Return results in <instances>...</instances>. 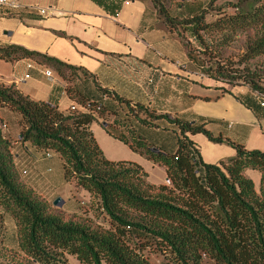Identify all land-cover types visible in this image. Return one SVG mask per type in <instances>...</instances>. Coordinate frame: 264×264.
Listing matches in <instances>:
<instances>
[{
	"label": "trees",
	"instance_id": "trees-1",
	"mask_svg": "<svg viewBox=\"0 0 264 264\" xmlns=\"http://www.w3.org/2000/svg\"><path fill=\"white\" fill-rule=\"evenodd\" d=\"M148 1L160 28L177 35L206 75L231 86H248L264 97V73L226 71L219 65L208 68L187 38L190 33L204 54L212 55L213 47L200 32L207 36L219 32L225 41L239 35L244 39L243 65L263 58L264 0H236L230 5L233 12L219 9V19L209 25L201 23L203 14L191 21L182 13L173 15L170 6L177 0ZM0 59L10 63L30 59L67 84L77 72L88 76L83 69L19 46L1 47ZM66 92L86 112H62L58 105L32 100L15 85L2 84L0 108L21 115V142L59 155L65 180L74 181L90 195L93 216L68 214L28 188L18 171L12 142L0 125V264H69L68 257L80 264H152L149 252L160 255L166 264H264V152L215 138L203 125L157 116L109 92L104 95L113 96L117 109L86 99L70 85ZM108 114L113 116L110 126H114L107 128L108 134L161 167L169 184H152L136 163L106 158L92 126L99 119L106 120ZM160 121H166L176 134L173 152L139 133L161 128ZM129 133L132 141L126 139ZM199 134L215 144H228L235 156L206 163L191 139ZM6 214L15 223L16 253L5 245Z\"/></svg>",
	"mask_w": 264,
	"mask_h": 264
},
{
	"label": "crops",
	"instance_id": "crops-1",
	"mask_svg": "<svg viewBox=\"0 0 264 264\" xmlns=\"http://www.w3.org/2000/svg\"><path fill=\"white\" fill-rule=\"evenodd\" d=\"M20 3L21 10L0 8V48L19 46L48 55L85 70L88 76L77 72L67 84L56 73L54 79H46L45 73L50 69L30 59L13 63L0 59V84L15 85L25 96L58 105L62 112L71 107L86 112L70 99L66 92L68 85L86 99L113 109L118 108L113 98L117 95L157 116L170 115L172 119L203 125L215 138L264 152V107L257 93L248 86H231L206 75L203 67L188 56L177 35L160 28L150 1L21 0ZM36 9H47V13L42 16ZM104 92L113 96L105 97ZM65 98L69 104L62 109ZM201 102L207 113L197 111ZM107 117L95 123L103 125L106 132L107 128H114L110 126L113 116L108 114ZM6 119L17 124L18 139L12 136ZM158 123L161 128L143 129L139 133L167 151H175L176 134L166 121ZM0 125L7 129L4 132L12 142V152L17 155L15 162L21 174L27 172L18 161L22 148L35 156L52 155L21 142L24 124L19 113L7 107L0 108ZM199 135L191 139L206 163L216 164L235 156L231 146L215 144L217 153L207 160L196 142ZM132 137L129 133L126 139L132 141ZM208 142L204 139L202 143L208 146ZM28 183L45 195L46 190L38 183V177Z\"/></svg>",
	"mask_w": 264,
	"mask_h": 264
},
{
	"label": "rangeland",
	"instance_id": "rangeland-1",
	"mask_svg": "<svg viewBox=\"0 0 264 264\" xmlns=\"http://www.w3.org/2000/svg\"><path fill=\"white\" fill-rule=\"evenodd\" d=\"M235 2L236 0H177L172 6H170V10L173 12V15H180L181 13L184 14L185 20L189 21L193 20L194 18L196 19V17H200L203 14L204 17L201 23L203 25H209L211 23H215L219 19V17L216 15L219 9L226 8L229 13L233 12V8L230 5L234 4ZM179 9H181L182 12L178 11ZM192 9L198 10L196 13L191 14L190 10ZM183 33L187 34L189 32L186 33V31H183ZM200 35L203 37L204 41L209 47H213L212 55L204 54L202 51L203 47H201L202 45H200L199 42L194 39V36L190 35V33L187 38H189L192 43V50L194 54L199 58L205 59V65L208 68L214 69L217 67V65H219L226 71H242L243 69H247L256 71L257 73H264V57L252 60L249 63H244V65L242 64L241 56L243 53L244 39L239 35L234 38L231 37V39L227 41L220 38L221 35L219 32H214L211 36H207L204 32H200ZM46 79L49 78L47 77ZM262 84L264 86V82ZM68 104L69 100L68 98H65L62 104V109H65ZM197 111L199 113L208 112L204 102L200 103V106L197 107ZM6 120L9 122V128L11 129L12 136L15 139H18L19 135L17 134V124L11 123L10 119ZM108 120L109 119H107V121ZM92 131L95 133V138L108 160L115 162L125 161L136 163L148 173L149 181L151 183L155 185H162L166 182V173L161 167L154 165L148 160H145L138 153L133 151L128 145L110 136L106 132L103 125L94 124ZM118 133L119 131L115 132V134ZM128 137L131 138V135ZM204 139L207 138L205 136L199 135L197 136L196 142H198L200 147L204 150L207 160H210V156H213L214 153H217L215 152L216 148H214L216 146L213 142H208L210 143L208 146L204 145V143H202L204 142ZM21 151L22 153H18L19 156H22L20 160H18L19 164H23L24 169L29 174L28 176L21 173L20 174L28 188L35 190L32 187V184H29L28 182H30L33 178L35 179L38 177V183L43 185L47 191H44L45 195L42 193V196H45V198L47 197V200L52 203L57 199H61L63 201L64 204L61 208H55L63 209L65 212L71 215L76 214L87 217L93 216V213L90 209V204L92 202L90 195L78 188L74 181L68 182L65 180L62 164L63 162L61 163L62 160L59 155H55L54 153L50 152L52 154L51 157H48L47 154L44 156L41 154L35 156L29 154L26 149L22 148ZM15 157L17 158V155ZM53 178L56 180L53 181ZM47 179L50 182H53L47 183ZM165 184H169V182ZM36 192L40 194V192ZM4 221L5 245L12 253H16L19 251V248L17 245L14 220L10 215L6 214L4 215ZM147 255L152 264H166L164 259L154 252H149ZM68 263L80 264L75 257H68Z\"/></svg>",
	"mask_w": 264,
	"mask_h": 264
},
{
	"label": "built area",
	"instance_id": "built-area-1",
	"mask_svg": "<svg viewBox=\"0 0 264 264\" xmlns=\"http://www.w3.org/2000/svg\"><path fill=\"white\" fill-rule=\"evenodd\" d=\"M21 0H0V8H5L11 11H16V10H21L22 5H21ZM40 15L44 16L47 13V9H36ZM45 75L49 79H54V72L49 70L45 73ZM27 79L29 76L26 77ZM152 83V81H150ZM258 95V94H257ZM259 99L262 100L261 106L264 107V97L258 95ZM70 111L74 112L76 111L75 107H71ZM4 130L6 132V127H4ZM51 157V155H49ZM23 175H27V172H24Z\"/></svg>",
	"mask_w": 264,
	"mask_h": 264
},
{
	"label": "water",
	"instance_id": "water-1",
	"mask_svg": "<svg viewBox=\"0 0 264 264\" xmlns=\"http://www.w3.org/2000/svg\"><path fill=\"white\" fill-rule=\"evenodd\" d=\"M154 152H156V153H159V150L158 149H154L153 150ZM63 201L61 200V199H57V200H55L54 202H53V206L54 207H59V208H61L62 206H63Z\"/></svg>",
	"mask_w": 264,
	"mask_h": 264
}]
</instances>
